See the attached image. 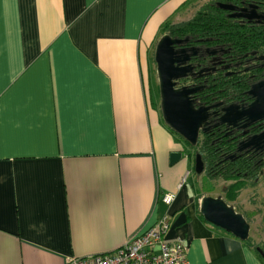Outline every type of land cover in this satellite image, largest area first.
I'll list each match as a JSON object with an SVG mask.
<instances>
[{"label": "crops", "instance_id": "obj_1", "mask_svg": "<svg viewBox=\"0 0 264 264\" xmlns=\"http://www.w3.org/2000/svg\"><path fill=\"white\" fill-rule=\"evenodd\" d=\"M207 1L0 0V264L109 255L163 219L189 264H262L203 220L148 96L164 27Z\"/></svg>", "mask_w": 264, "mask_h": 264}, {"label": "flooded vegetation", "instance_id": "obj_2", "mask_svg": "<svg viewBox=\"0 0 264 264\" xmlns=\"http://www.w3.org/2000/svg\"><path fill=\"white\" fill-rule=\"evenodd\" d=\"M246 4L249 3L244 0H238L234 3L237 7H243ZM259 12L264 13V11L260 10ZM226 13L225 15L232 22L239 25H245L249 28L264 27V20L260 17L249 22L241 18L229 17V13ZM164 34L169 35L168 33ZM170 37L185 41L180 45L174 46V49L179 52L178 58L180 60L184 61L185 55L188 56V60L181 63L179 68L189 67L190 70H186L183 77L173 80V89H195L194 93L188 95L195 109L200 107L209 109L208 118L206 119L207 125L204 126V128L208 129L206 132H199L197 142L203 135H212V144L233 146L234 151L232 154L222 158L223 162H234L243 158L247 161V164L259 161L260 157L264 156V151L255 152L244 149L239 152L237 148L250 137L264 130V119L250 123L251 119L243 118L238 120L231 117L228 119V124L220 123V119L223 116V110L232 107L231 113L236 116L241 109L247 108L253 102L254 99L248 95V92L253 85L264 80V45L258 46V49H249L242 54H237L235 50L226 45L214 43L211 38L194 39L189 34L179 38ZM152 62L157 84V105L160 113L156 67L154 60ZM238 91L239 93H237ZM175 137L177 138L178 136L175 135ZM178 141L185 142L180 137H178ZM181 147L182 155H184L185 159L190 160L194 169L196 156L199 155L193 154L195 156L192 158V155L188 154L184 148L185 146L181 145ZM223 162L220 163L223 164Z\"/></svg>", "mask_w": 264, "mask_h": 264}, {"label": "water", "instance_id": "obj_3", "mask_svg": "<svg viewBox=\"0 0 264 264\" xmlns=\"http://www.w3.org/2000/svg\"><path fill=\"white\" fill-rule=\"evenodd\" d=\"M215 6L224 12H228L229 17L232 18H241L249 22L254 21L257 17L264 20V13L259 12L258 6L251 3L243 7H237L232 3L216 2ZM182 42L185 41L173 39L169 35L164 34L155 44L153 60L156 67L161 119L172 133L176 134L190 146H195L199 132H206L208 129L204 128V126L207 125L206 119L208 118L209 109L203 107L195 109L188 96L194 93L195 89H173V80L183 77L184 72L189 70V67L179 68L181 63L188 60V56L185 55V60L182 61L178 58L179 52L174 49V46L180 45ZM248 95L254 99L251 105L245 109H241L236 116H233L231 113L232 107L223 110L220 123L228 124V119L231 117L238 120L243 118L251 119L250 123L263 120L264 80L253 85ZM244 149L255 152L264 151V130L239 145L237 151L240 152ZM181 156V151L170 153V165L180 160ZM202 172L203 162L199 156H196L194 173L201 174ZM199 214L212 227L220 229L240 241L248 239L249 224L244 220L242 215L235 211L233 206L227 204L222 198L203 197L200 200ZM256 251L264 259L263 252L258 248Z\"/></svg>", "mask_w": 264, "mask_h": 264}, {"label": "trees", "instance_id": "obj_4", "mask_svg": "<svg viewBox=\"0 0 264 264\" xmlns=\"http://www.w3.org/2000/svg\"><path fill=\"white\" fill-rule=\"evenodd\" d=\"M236 1L238 0H215L196 11L194 17L189 21L166 25L164 33L176 38L187 34L194 39L211 38L214 43L226 45L235 50L237 54H242L249 49H258V46L264 45V27L249 28L245 25H239L232 22L225 15L227 14L226 12L215 6L216 2L234 4ZM244 1L257 5L260 11H264V0ZM170 133L178 141V137H175L176 134L171 131ZM211 136L203 135L195 146H190L186 142L180 143L185 146L184 148L188 154L192 155V158L195 156L193 154L200 156L204 165L201 175L204 177L202 184H204L205 188L211 190L210 182L222 180L226 185L222 191L224 201L227 203L235 202L241 191L244 190L246 183L250 182L251 186L257 184L259 171L264 168V156L260 157V160H257L258 162L251 164H247L244 158L234 162H223L222 158L232 154L234 147L225 144L223 146L212 144ZM220 162H223V164ZM244 244L248 245L254 252L258 248L264 254V240L261 245L254 246L251 239L248 238ZM256 255L264 264V259L259 254L256 253Z\"/></svg>", "mask_w": 264, "mask_h": 264}, {"label": "built area", "instance_id": "obj_5", "mask_svg": "<svg viewBox=\"0 0 264 264\" xmlns=\"http://www.w3.org/2000/svg\"><path fill=\"white\" fill-rule=\"evenodd\" d=\"M172 200L171 194L162 197L167 205ZM168 230L169 224L163 219L146 232L128 240L112 254L66 258L65 264H189L187 244L181 238L167 242L164 236Z\"/></svg>", "mask_w": 264, "mask_h": 264}, {"label": "rangeland", "instance_id": "obj_6", "mask_svg": "<svg viewBox=\"0 0 264 264\" xmlns=\"http://www.w3.org/2000/svg\"><path fill=\"white\" fill-rule=\"evenodd\" d=\"M213 1L215 0H211L209 2L207 1L201 4L202 6L200 8L207 4H210ZM195 13L196 12L193 13L192 9V11L189 14L185 15L179 23L189 21L194 17ZM148 92V96H150L151 102H153V104H155V107L158 109L157 84L154 70H152L150 74ZM186 161H188L189 164L192 165L190 160L186 159ZM203 178L204 177L201 176L200 179H196L198 183L200 182V184L197 186L198 191L201 194H209V196L214 198L220 196L223 198L224 195L222 191L226 186L225 183H223L222 180H219L217 182H210L209 185L212 187V189L209 190L205 188L204 184H202ZM190 179L193 178L190 177ZM227 204L233 206L235 211L242 215L244 220L249 224V236L253 245H261L264 240V168L259 171L257 184L255 186H251L250 182L246 183L244 190L241 191L237 200L235 202Z\"/></svg>", "mask_w": 264, "mask_h": 264}]
</instances>
